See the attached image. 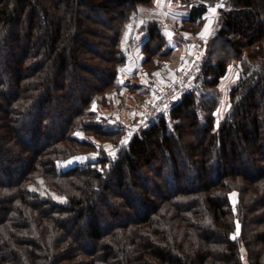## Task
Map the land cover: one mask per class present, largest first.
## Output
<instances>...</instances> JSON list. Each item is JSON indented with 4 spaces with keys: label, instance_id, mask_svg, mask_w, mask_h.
Segmentation results:
<instances>
[{
    "label": "trees",
    "instance_id": "obj_1",
    "mask_svg": "<svg viewBox=\"0 0 264 264\" xmlns=\"http://www.w3.org/2000/svg\"><path fill=\"white\" fill-rule=\"evenodd\" d=\"M152 3L0 0V264H264V0H225L194 86L130 132L92 105L120 85ZM161 28H139L146 68L168 51Z\"/></svg>",
    "mask_w": 264,
    "mask_h": 264
},
{
    "label": "crops",
    "instance_id": "obj_2",
    "mask_svg": "<svg viewBox=\"0 0 264 264\" xmlns=\"http://www.w3.org/2000/svg\"><path fill=\"white\" fill-rule=\"evenodd\" d=\"M168 1L170 0H163L158 4L157 0H155V3L156 6L158 5L161 8L166 7L168 4H176L179 9L177 11H149V14L143 15V22L156 19L162 24L161 30L166 41L164 51L168 50L161 57L164 60L161 62L164 64H161L160 60H158V64H161V66L158 65L156 68L149 70L143 67L142 63L145 54L142 51V47L147 39V34L144 33L138 38L136 46L129 54L127 63L120 73L119 91L124 96V103L135 110L139 108V113L141 112L140 109L144 107V103L138 107L141 103L139 100L141 97L136 90L140 87H148L147 83H150L151 80H154L153 83L157 85H168L174 78L175 71L181 65L189 62L195 54L196 48L206 47L215 29L218 11L215 14L210 13L209 8L211 6L200 16L198 11L195 14L192 11L193 4L186 6L175 3L172 0L171 3ZM193 18L195 20H192ZM209 19H211V24H209ZM206 26L209 27L208 32H204ZM202 33L203 35H201ZM157 73L158 75H156ZM127 109L128 107L126 106L124 110L129 112ZM135 129L137 128L135 127Z\"/></svg>",
    "mask_w": 264,
    "mask_h": 264
},
{
    "label": "rangeland",
    "instance_id": "obj_3",
    "mask_svg": "<svg viewBox=\"0 0 264 264\" xmlns=\"http://www.w3.org/2000/svg\"><path fill=\"white\" fill-rule=\"evenodd\" d=\"M162 1L163 0H160V2H162ZM172 1H174L175 3H178L180 5L184 4L186 6H189L190 4H193V3L196 4V3H200L201 1H205V3H208L207 4L208 7L216 6V5H220V4H223V7H224V1L225 0H172ZM168 2L171 3V0ZM160 6H162V5H160ZM220 8L217 9L218 12H219ZM177 9H179V8L176 7V4H168L166 7L164 6L162 8L158 7V5L156 6L155 0H153V3L151 5L141 6L139 8L138 14L135 15V17L131 20V26H132L131 29L128 30L129 34H133V36L131 35V37L136 38L135 41L133 42V46H132L131 51L136 46L138 38L141 37L142 34L145 33L143 31L139 32L140 26L143 25V24H141V21H143V15L144 14H149V11H177ZM146 18H149V17H146ZM206 47H207V44H206ZM206 47H204V48L197 47L195 54L191 57L189 62L185 65H181V67L179 69H177V71H175V74H174L175 76L168 85H157V84L153 83L154 80L153 81L151 80L150 83H147L148 87H140L139 89H137L136 92H138L140 94V97H141L139 99L141 101V103L139 104L138 107H140V105L142 103H144V105H143L144 107L142 109H140L141 110L140 113L138 110L139 108L135 110L133 107H130V105H127L124 103V99H123L124 96H123V94L120 93V91H119L120 86H118V85L113 86L112 88H110L107 91L105 100H103L105 102H102L99 100L95 101L92 105V109L97 112V115L99 118H106L107 120H109L112 123L120 122L130 132L134 131L135 127L138 128L142 123H144L150 117L154 118V117H158L159 115H162V114L167 116L172 107L170 109L162 110V111H164L162 113L152 115V114L147 113L148 105H150L156 99L157 92L160 90V88L164 89V88H167V87H170L171 85H173L176 82V80L178 79V77L180 76V74L189 70L190 67L193 65V63H195V61L199 62V66H200L199 73H200L202 70V67H203V63H204ZM161 57L162 56H159V57L157 56L155 64H152V66L148 67L147 70L156 68L159 65L158 60H160V62L164 61L161 59ZM161 64H164V63L161 62ZM161 64L159 66H161ZM241 65H242V62L240 60L235 61V62L232 61L228 67L226 74L220 79V82H219L218 87H217L219 103H218V107L215 111V114L217 117V124L223 119L226 111L228 110V108L230 106V97H229L230 90H231L232 86L235 83H237L239 80L240 71L242 68ZM144 68H146V67H144ZM199 73H198V75H199ZM198 75L195 77V80H194L192 87L194 86L196 78L198 77ZM130 81H132V80H130ZM126 106L128 107L127 110L129 112L124 110ZM126 115H128V116H126ZM79 135L82 138L84 136V134H82V133H79ZM90 139L97 141L98 144L99 143L102 144L105 147L106 151L110 155H115V153L118 151V147L115 146L114 143H112V142L98 141L93 136H90ZM97 156H98L97 152H91L87 155H82V156H75V157H72V158L62 162L60 164V168L67 169V168L73 167L75 165H84L89 161L95 162L97 160V158H96ZM147 179L149 180V178H147ZM232 199L234 202L236 201V193L232 194Z\"/></svg>",
    "mask_w": 264,
    "mask_h": 264
},
{
    "label": "built area",
    "instance_id": "obj_4",
    "mask_svg": "<svg viewBox=\"0 0 264 264\" xmlns=\"http://www.w3.org/2000/svg\"><path fill=\"white\" fill-rule=\"evenodd\" d=\"M199 70V62L195 61L189 70L180 74L173 85L164 89L160 88L157 92L156 99L148 105L147 113L156 115L164 112L162 111L164 109H170L173 104L180 100L183 94L192 87ZM165 105L167 107H165Z\"/></svg>",
    "mask_w": 264,
    "mask_h": 264
},
{
    "label": "snow or ice",
    "instance_id": "obj_5",
    "mask_svg": "<svg viewBox=\"0 0 264 264\" xmlns=\"http://www.w3.org/2000/svg\"><path fill=\"white\" fill-rule=\"evenodd\" d=\"M157 3L159 4L160 3V0H157ZM220 7H223V4H220V5H216V6H211L210 8H209V12L210 13H212V14H215L216 12H217V9L218 8H220ZM166 14V13H165ZM141 24H143V21H141ZM209 24H211V19H209ZM131 25H129V29H131ZM209 31V27L208 26H206V28L204 29V32H208ZM201 35H203V33L201 34ZM186 37H187V34H186ZM125 41H127V34H126V36H125ZM182 70V69H181ZM156 75H158V73L156 74ZM173 98H175V97H173ZM165 107H167L166 105H165ZM122 144H126L127 143V140H124V141H122L121 142ZM94 158V157H93ZM233 239H235V237H233Z\"/></svg>",
    "mask_w": 264,
    "mask_h": 264
}]
</instances>
